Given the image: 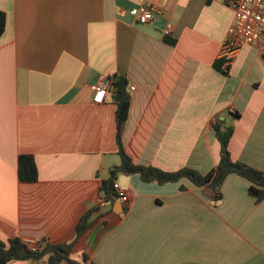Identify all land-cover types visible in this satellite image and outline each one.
Segmentation results:
<instances>
[{
	"label": "crops",
	"instance_id": "0c3cea01",
	"mask_svg": "<svg viewBox=\"0 0 264 264\" xmlns=\"http://www.w3.org/2000/svg\"><path fill=\"white\" fill-rule=\"evenodd\" d=\"M146 2L153 19L137 24L127 14L137 0H0V240L69 241L97 206L75 260L264 264V198L236 174L217 204L186 179L160 185L123 174L114 181L127 203L104 201L101 182L120 162L116 81L125 82L122 142L134 164L205 174L219 159L211 121L232 111L230 158L264 173V61L251 45L229 61L221 55L233 18L226 0ZM102 77L111 85L94 104L90 86ZM21 154L34 158L33 183L17 178Z\"/></svg>",
	"mask_w": 264,
	"mask_h": 264
},
{
	"label": "trees",
	"instance_id": "16d2710c",
	"mask_svg": "<svg viewBox=\"0 0 264 264\" xmlns=\"http://www.w3.org/2000/svg\"><path fill=\"white\" fill-rule=\"evenodd\" d=\"M6 16L0 11V36L4 32ZM115 90L112 93L116 104V146L119 156V165L110 169L109 177L103 180L100 185V191L103 194L104 201L112 202L117 199L113 184L117 174L137 175L143 182H154L157 184H166L178 182L186 179L196 187L208 190L210 198L214 204L221 199L220 188L229 174H236L249 182L248 194L255 198L257 202L264 198V173L253 168L246 163L233 161L230 158L228 143L232 136L233 124L231 121L238 118L237 113L227 112L225 120L218 117L212 124V131L219 144V159L205 174L184 166L176 171L167 172L153 166H144L134 164L130 156L126 153L122 142V131L126 120L128 109V96L125 92V82L116 81L113 83ZM17 178L20 182L33 183L37 180V168L32 155L21 154L17 157ZM184 188L183 186L181 187ZM99 211L97 206L91 208L82 214L76 224L73 237L66 242L58 244L45 243L32 251L31 243H26L17 237L10 238L6 242L0 240V260L9 263L16 260H29L34 264H95L89 261L86 253H81L80 258L75 260L71 257L72 250L80 237L88 230L93 222V215Z\"/></svg>",
	"mask_w": 264,
	"mask_h": 264
},
{
	"label": "built area",
	"instance_id": "2783aa9c",
	"mask_svg": "<svg viewBox=\"0 0 264 264\" xmlns=\"http://www.w3.org/2000/svg\"><path fill=\"white\" fill-rule=\"evenodd\" d=\"M226 2L233 12V18L222 42L221 55L229 61L242 46L251 45L257 48L264 61V0H226ZM154 11V7L146 0H137L136 6L130 8L127 14L137 24H147L152 21ZM171 32L172 27L167 25L163 31L164 35L168 36ZM110 85V79L102 77L90 86L94 104L104 102ZM130 90L134 91V87L131 86ZM230 113L234 112L230 111ZM215 121L216 119H213L211 124H214ZM113 188L119 200L126 204L128 201L126 191L119 188L116 183L113 184ZM96 202L100 204L102 200L97 199ZM38 247L39 245L36 244L30 245L32 251Z\"/></svg>",
	"mask_w": 264,
	"mask_h": 264
},
{
	"label": "water",
	"instance_id": "95a60500",
	"mask_svg": "<svg viewBox=\"0 0 264 264\" xmlns=\"http://www.w3.org/2000/svg\"><path fill=\"white\" fill-rule=\"evenodd\" d=\"M0 264H5V262H3V261L0 260Z\"/></svg>",
	"mask_w": 264,
	"mask_h": 264
}]
</instances>
